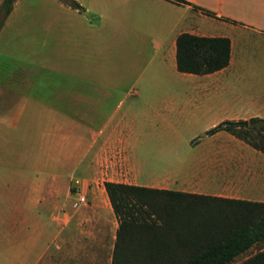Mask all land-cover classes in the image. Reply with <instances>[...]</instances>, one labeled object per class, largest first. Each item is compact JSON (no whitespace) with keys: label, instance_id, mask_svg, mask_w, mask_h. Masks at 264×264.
<instances>
[{"label":"crops","instance_id":"obj_1","mask_svg":"<svg viewBox=\"0 0 264 264\" xmlns=\"http://www.w3.org/2000/svg\"><path fill=\"white\" fill-rule=\"evenodd\" d=\"M52 1L58 3L46 7L47 19L33 20V26H28L12 19L23 11L19 0H15L0 32L17 36L28 28L48 38V43L59 39L63 44L72 43V49L63 45L59 51L65 65L63 73L77 75L79 81L88 77L91 83H79L71 90L78 93L76 103L60 106L77 108V124L67 117L44 136L48 159L45 182L37 179L35 195L9 203L14 223L7 245L14 255L10 262L1 264H110L116 231L106 241L97 228V213L61 211L57 189L68 184V172H98L102 155V149H96L99 140L126 149L133 137L126 112L115 110L106 126L96 124L101 100L95 94L130 92L137 89L135 84L144 76L140 90H136L143 91L149 87L145 85L151 73L165 76L168 71L178 92L167 96L159 116L165 120L174 113L178 117L186 114L195 124L196 163L188 174L170 172L181 178L180 186L173 190L264 202V153L223 129L206 134L223 121L264 119V0H186L190 4L169 0H75L80 8ZM183 32L228 38V65L206 74L178 71L176 38ZM101 43L114 45L112 55L124 62L125 73L119 74L130 75L134 82L128 90L111 80L108 66L103 69L100 65ZM69 64L71 67H67ZM74 141L77 147H73Z\"/></svg>","mask_w":264,"mask_h":264},{"label":"rangeland","instance_id":"obj_2","mask_svg":"<svg viewBox=\"0 0 264 264\" xmlns=\"http://www.w3.org/2000/svg\"><path fill=\"white\" fill-rule=\"evenodd\" d=\"M57 3L52 0H19V8H23V11L12 19L33 26V20L47 19L46 7ZM5 19L3 10H0V28ZM27 29L17 36L15 33L9 35L5 31L0 32V264L10 262L14 255L7 245V239L12 238L14 223L13 206L9 203L18 197L35 195L33 188L37 179L45 182L48 159L47 139L44 136L52 127L56 128L66 121L67 117L77 124V108L60 106L76 101L78 93L71 90L79 83H91L88 77L79 81L77 75L63 73L62 67L65 65L59 51L63 45L72 49V43L63 44L60 39L48 43V38ZM100 47L103 56L100 65L103 69L108 66L113 75L111 80L128 90L134 82L130 75H120L126 69L124 62L112 55L114 45L101 43ZM106 53H109L108 57L104 56ZM65 61L69 63L70 60ZM144 78L141 77V81L135 84L137 89L130 92L95 94L96 99L101 100L95 120L97 125L106 126L109 115L115 110L129 115L133 129L129 146L126 145L124 149V145L99 140L96 149L101 148L102 155L98 172H68V184L57 189L61 196V211L68 209L97 213V228L106 241L115 234L118 223L103 189L105 181L175 189L180 186L181 178L174 177L170 172L179 170V175L188 174L196 163L193 121L186 114L178 117L174 113L165 120L159 116L167 96L178 93L173 75L168 71L165 76L151 73L145 85L149 87L137 92ZM55 89L59 92H55ZM57 93L64 101L58 98ZM46 104L54 107L47 109ZM73 147H77V141H74ZM74 179L80 181L81 191L87 199L86 205L79 208L72 206ZM68 190L70 193L67 195ZM92 203L95 206H90ZM260 247L254 246L236 257L231 264H238Z\"/></svg>","mask_w":264,"mask_h":264},{"label":"trees","instance_id":"obj_3","mask_svg":"<svg viewBox=\"0 0 264 264\" xmlns=\"http://www.w3.org/2000/svg\"><path fill=\"white\" fill-rule=\"evenodd\" d=\"M61 1L80 8L75 0ZM13 3L2 0L4 19ZM229 57L226 37L183 32L176 38L180 72L211 73L227 66ZM222 129L264 153V119L223 121L206 134ZM104 190L118 223L110 264H231L257 245L238 264H264V202L114 181H105Z\"/></svg>","mask_w":264,"mask_h":264},{"label":"built area","instance_id":"obj_4","mask_svg":"<svg viewBox=\"0 0 264 264\" xmlns=\"http://www.w3.org/2000/svg\"><path fill=\"white\" fill-rule=\"evenodd\" d=\"M73 189H74V192H73L74 200L72 203L73 208H79L83 205H86V202H87L86 195L81 191L79 180L74 181Z\"/></svg>","mask_w":264,"mask_h":264},{"label":"water","instance_id":"obj_5","mask_svg":"<svg viewBox=\"0 0 264 264\" xmlns=\"http://www.w3.org/2000/svg\"><path fill=\"white\" fill-rule=\"evenodd\" d=\"M244 124H247V121H242Z\"/></svg>","mask_w":264,"mask_h":264}]
</instances>
